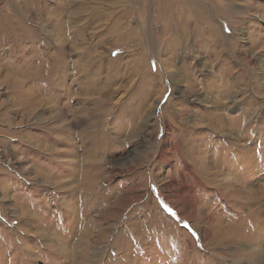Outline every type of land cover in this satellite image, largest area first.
Instances as JSON below:
<instances>
[{
  "label": "rangeland",
  "instance_id": "1",
  "mask_svg": "<svg viewBox=\"0 0 264 264\" xmlns=\"http://www.w3.org/2000/svg\"><path fill=\"white\" fill-rule=\"evenodd\" d=\"M213 1L0 0V264H264V44L194 46L264 39V0Z\"/></svg>",
  "mask_w": 264,
  "mask_h": 264
},
{
  "label": "bare ground",
  "instance_id": "2",
  "mask_svg": "<svg viewBox=\"0 0 264 264\" xmlns=\"http://www.w3.org/2000/svg\"><path fill=\"white\" fill-rule=\"evenodd\" d=\"M191 2H193L194 0H190ZM208 1V0H207ZM215 1V0H214ZM213 1V2H214ZM241 1V0H240ZM254 1H256V0H254ZM232 2H234V1H232ZM180 4V3H179ZM207 4V3H206ZM210 4H212V3H210ZM218 4V3H217ZM236 4V3H235ZM245 4V3H244ZM208 5V4H207ZM223 5V4H222ZM227 5V4H226ZM210 6V5H209ZM214 6V5H213ZM190 7V6H189ZM188 7V8H189ZM217 7V6H216ZM238 7V6H237ZM240 7V6H239ZM191 8V7H190ZM220 8V7H219ZM213 9V8H212ZM222 9V8H221ZM252 9V8H251ZM219 10V9H218ZM224 10V9H223ZM232 11V10H231ZM237 11V10H236ZM241 11V10H240ZM247 11V10H246ZM235 12V11H234ZM236 14H238V12H236ZM235 14V15H236ZM213 15H215L214 13H213ZM239 16V15H238ZM215 17V16H214ZM213 18V17H212ZM200 21V25L203 27V29H206V30H202V32L201 33H203L204 31H206L205 33H208L207 31H209L210 30V28L212 27V28H214L215 29V27H214V25H215V22L213 23V20H208V19H200L199 20ZM189 24V23H188ZM195 24V23H194ZM230 24L232 25V29H236V26H235V24H233L232 23V21L230 22ZM118 26V25H117ZM180 27V26H179ZM179 29V28H178ZM173 30V29H172ZM230 30H231V27H230ZM237 30V29H236ZM192 31V30H191ZM190 31V32H191ZM228 31V30H227ZM235 32V31H234ZM178 33H179V31H178ZM177 33V34H178ZM200 33V34H201ZM149 34V35H148ZM196 35V42H195V48H199L201 45H208V44H211V45H215V47H217V48H224V42L225 41H230L231 42V45H233V53H234V56H235V62L237 63V65L238 64H240V63H242L241 61H243L242 59H246L247 57H248V55H247V51L246 50H248L247 48L249 47V50H250V53H248V54H252V50H255V49H257L259 46H261L262 44H264V39L263 38H259V40H258V38L256 37V35H249V40H248V44H249V46H247V47H245V46H240L239 45V43L242 41V38H241V35H203V34H201V35ZM194 35V34H193ZM179 36H182V37H184L185 38V35H179ZM145 39H146V41H147V43H150L152 46H153V48H155V50L154 51H156V47H158V45L159 46H161V45H163V47H164V49H166L167 51H173V50H175V49H177V48H185V45L184 44H180L179 43V41L178 42H175V40H174V44H172L173 43V41H172V43H170L169 41H167V39H165L164 38V36L163 35H151V33H148L147 32V35H145ZM190 47V46H189ZM214 47V48H215ZM187 49V48H186ZM162 50H163V48H162ZM199 53H200V51H199ZM252 57V56H251ZM249 58V57H248ZM245 62V61H244ZM243 62V63H244ZM252 62V61H251ZM238 67V66H237ZM133 69V68H132ZM134 71V70H133ZM85 77H88V74L86 73L85 74ZM89 77H90V75H89ZM89 77H88V79H89ZM93 101V100H92ZM93 105H96L95 104V102H94V104ZM168 106H169V104L167 103V106L165 107V108H168ZM97 107H98V110H97ZM169 108H170V106H169ZM100 110V108H99V106L97 105L96 107H95V110L93 111V112H91V117H94V123H95V125L97 124V123H100V121H101V118L99 117L100 116V114H103V112H100L99 111ZM218 115V114H217ZM217 115H211V116H206V118L208 119V121H209V126H211V124H215L216 122L217 123H219V125L221 126V128L222 127H226V122H224V121H219L218 120V116ZM90 118V117H89ZM99 118V119H98ZM89 121V120H88ZM208 124H207V126H208ZM90 126V125H89ZM209 129V128H208ZM208 129H204V130H202L201 132H200V134L199 135H203V136H208L210 133L209 132H213V131H207L206 132V130H208ZM227 132V131H226ZM217 134H219L218 132H217ZM232 134H234L232 131H231V133H229V134H223L224 136H226L228 139H233V140H235V141H239V140H237V139H235V137L234 136H232ZM85 140H86V138H85ZM84 141V140H83ZM212 142H213V139L211 138L208 142H207V144H209V145H211L212 144ZM228 148V147H227ZM230 149V148H229ZM226 150V149H225ZM235 150V149H234ZM151 151H154L155 152V154H156V157L157 158H159L160 157V155L164 152V147H161V146H159V145H157V146H155L154 148H152L151 149ZM230 151H231V149H230ZM236 151H238L239 153H240V151L242 152H244V149H241V148H239V149H236ZM242 152V153H243ZM245 153V152H244ZM230 154V153H229ZM227 152H225V155L223 156V158L222 159H220V160H218V161H212V163L209 165V166H207L208 164H205V163H201L200 161H199V159H202V158H204V159H206V156L204 155V154H202V155H200V154H197L196 156H195V158H194V160H190L188 157H186L185 159H186V161H184V159L182 160V158H181V162H183L181 165H183L182 167L183 168H186V169H190V167H191V165H192V163H193V165H195V166H199V172L201 171V173H200V176H203V179H204V182L205 183H207V182H209L211 179H210V175L208 174V169H210L211 167H217L218 165H220V164H222V168L227 164V163H231V155H229ZM222 155V154H221ZM240 155V154H239ZM235 156L236 157H238V154L237 153H235ZM241 156V155H240ZM239 156V157H240ZM242 157V156H241ZM170 158V157H169ZM161 159V158H160ZM159 160V159H158ZM166 161L165 163H167V161H169V159L167 158V157H164V158H162L161 159V161ZM231 160V161H230ZM161 161H156V163H160ZM190 161V162H189ZM208 161V160H207ZM242 161H243V159L242 158H240V162L242 163ZM192 162V163H191ZM245 162V161H244ZM243 162V163H244ZM242 163V164H243ZM169 165V164H168ZM211 166V167H210ZM206 167H208V168H206ZM213 170H215V169H213ZM205 171V172H204ZM212 170H210V174H213L214 175V173H212L211 172ZM191 172V171H190ZM216 172V171H215ZM197 173V172H196ZM202 174V175H201ZM181 176V175H180ZM237 180V179H236ZM203 182V180H202V183H204ZM170 183V182H169ZM200 179L192 172V183H191V185H189V190L190 189H194L195 187L196 188H198V189H200V187L201 186H199L200 185ZM168 186V185H167ZM166 186V187H167ZM163 187L162 189L164 190L165 189V191H167L168 192V190L170 189L169 187ZM154 199V198H153ZM152 200V199H151ZM183 203H184V206H185V211L186 212H182L183 214V219H189V220H191L192 219V217L193 216H195L193 213L195 212H193L192 213V210L194 209V206H193V202H192V200L191 199H189V198H184V200H183ZM163 215V214H162ZM181 215V214H180ZM198 216V215H197ZM165 217V216H164ZM208 219V218H207ZM193 220V219H192ZM208 221V220H207ZM206 221V222H207ZM193 224L195 225L196 223L195 222H193ZM171 226V225H170ZM194 227H196V228H198V226H197V224L194 226ZM130 228V227H129ZM198 231H200V230H198ZM202 231V233L204 234V232H206L204 229L203 230H201ZM204 235H206V234H204ZM228 236V235H227ZM229 238H232V236H228V239ZM205 240V239H204ZM233 240V239H232ZM229 241V240H228ZM235 254L237 255V254H239V252H240V250L238 249V248H235Z\"/></svg>",
  "mask_w": 264,
  "mask_h": 264
}]
</instances>
